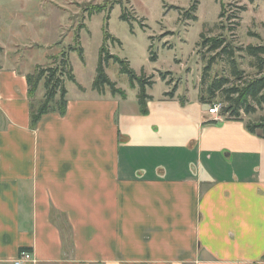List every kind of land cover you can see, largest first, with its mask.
<instances>
[{
  "label": "crops",
  "instance_id": "1",
  "mask_svg": "<svg viewBox=\"0 0 264 264\" xmlns=\"http://www.w3.org/2000/svg\"><path fill=\"white\" fill-rule=\"evenodd\" d=\"M24 64L0 55V264L20 248L21 264H264V138L247 120L151 94L142 113L81 85L31 127L43 64Z\"/></svg>",
  "mask_w": 264,
  "mask_h": 264
},
{
  "label": "rangeland",
  "instance_id": "2",
  "mask_svg": "<svg viewBox=\"0 0 264 264\" xmlns=\"http://www.w3.org/2000/svg\"><path fill=\"white\" fill-rule=\"evenodd\" d=\"M191 2L0 0V45L7 48L0 47V55L15 54L26 62V67L35 63L45 67L58 66V57L65 52L76 82L91 92L100 47L104 43L103 56L112 54L125 59L137 75L153 76L154 82L146 87L147 94L166 97L165 92L173 91V97L198 100L200 89L206 83L202 81L203 68L214 54L200 44L203 33L204 38H224L233 48L236 65L243 75H257L244 48L248 44L264 45V0H198L194 21L185 18ZM97 6L104 9L89 16ZM222 6L224 11L220 15ZM123 7L129 19L120 17ZM77 32L79 46L83 49L82 59L77 50H70L77 46ZM106 32L111 36L107 41ZM15 43L20 45L12 46ZM153 53L155 60L149 58ZM47 55L55 58L48 60ZM105 72L125 91L129 103L135 105L138 85L130 84L127 74L120 72L118 62L109 59ZM220 76L228 77L231 83L235 81L223 56L216 57L209 80ZM65 87L69 96L78 90L76 83L69 80L65 81ZM40 92L41 85L34 98L37 99ZM105 92L110 93L108 88ZM215 100L225 105L219 96ZM209 104L206 103L207 109ZM262 115L264 109L248 115L241 112L240 116L243 120L255 121Z\"/></svg>",
  "mask_w": 264,
  "mask_h": 264
},
{
  "label": "trees",
  "instance_id": "3",
  "mask_svg": "<svg viewBox=\"0 0 264 264\" xmlns=\"http://www.w3.org/2000/svg\"><path fill=\"white\" fill-rule=\"evenodd\" d=\"M197 4L198 0H192L189 8L185 11L186 19L193 21L197 19V16L194 14L197 9ZM173 7L177 8L176 6ZM221 8L220 15H222L224 11L223 6ZM103 9L102 6H97L94 10L90 11L88 15L90 16ZM124 9L125 7L122 9L120 17L126 20L129 18ZM241 9L244 10V6H242ZM200 35L202 38L200 44L207 47L208 52H214V54L209 56L203 68L202 81H205L207 85L205 83V87L200 89L198 100L205 104L209 102L213 103L216 102L215 99L219 96L225 103L221 109V114H228V116L225 117L226 119L243 120L240 116L241 112L248 115L255 113L258 109H264V45L248 44L244 48L246 54L252 59V65L257 72V75H247V77H245L243 71L236 65L233 48L224 38H204L203 33ZM109 37H111L110 34L106 32L104 37L105 41H107ZM78 38L79 33L77 32V46H72L70 50H77L82 59L83 49L79 46ZM113 39L116 40V38ZM103 45L100 47L99 60L95 69V76L91 88L96 90L99 94H104L105 89L108 88L111 95L121 96V98L126 97L125 91L117 87L116 83L112 81L105 72V66L109 62V59H112L120 65V72L127 74L130 84L132 86H135V83L138 85V93L136 95L137 102L140 111L146 113V102L148 99H151V95L146 93V87L154 82L152 80L153 76L146 77L143 73L137 75L134 70L129 67L128 61L125 59H120L112 54L103 56L105 51ZM217 56L225 57L229 63L231 74L235 78L233 83L229 82L230 80L225 76L213 77L209 80L211 66L216 61ZM155 57L156 55L154 53L149 56L151 60H155ZM54 58L55 57L53 56H49L50 60ZM58 58V66L44 67L36 65L33 71L26 75L28 96L30 100L31 127H35L39 118L45 113L57 112L60 115L65 113L67 107L66 80L76 83L79 89L83 88L78 82H76L67 54L62 52ZM40 85L42 86L43 93L41 98L37 100L34 96ZM173 95V91L165 92V96L168 98H172ZM245 127L249 132L264 138V115L260 116L259 119L255 121L247 120L245 122ZM20 250L28 249L20 248Z\"/></svg>",
  "mask_w": 264,
  "mask_h": 264
},
{
  "label": "built area",
  "instance_id": "4",
  "mask_svg": "<svg viewBox=\"0 0 264 264\" xmlns=\"http://www.w3.org/2000/svg\"><path fill=\"white\" fill-rule=\"evenodd\" d=\"M223 107V103L220 101H216L213 103H210L207 109V112L209 114H213L217 118H221L223 115L221 114V109ZM31 258V255L29 252L22 250L19 254V256L15 260V264H21L22 262L29 260Z\"/></svg>",
  "mask_w": 264,
  "mask_h": 264
}]
</instances>
